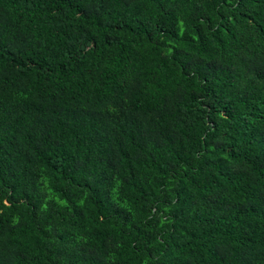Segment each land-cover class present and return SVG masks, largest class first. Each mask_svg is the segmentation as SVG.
Returning a JSON list of instances; mask_svg holds the SVG:
<instances>
[{
    "label": "trees",
    "instance_id": "1",
    "mask_svg": "<svg viewBox=\"0 0 264 264\" xmlns=\"http://www.w3.org/2000/svg\"><path fill=\"white\" fill-rule=\"evenodd\" d=\"M0 264H264V0H0Z\"/></svg>",
    "mask_w": 264,
    "mask_h": 264
}]
</instances>
